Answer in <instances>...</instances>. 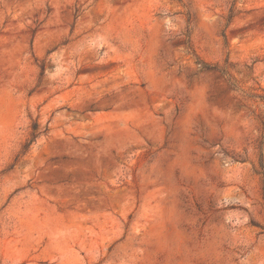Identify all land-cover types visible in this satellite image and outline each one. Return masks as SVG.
Listing matches in <instances>:
<instances>
[{
    "label": "rangeland",
    "instance_id": "obj_1",
    "mask_svg": "<svg viewBox=\"0 0 264 264\" xmlns=\"http://www.w3.org/2000/svg\"><path fill=\"white\" fill-rule=\"evenodd\" d=\"M260 163L264 0H0V264H264Z\"/></svg>",
    "mask_w": 264,
    "mask_h": 264
},
{
    "label": "trees",
    "instance_id": "obj_2",
    "mask_svg": "<svg viewBox=\"0 0 264 264\" xmlns=\"http://www.w3.org/2000/svg\"><path fill=\"white\" fill-rule=\"evenodd\" d=\"M35 128H36V127H34V130H35ZM260 166H261V168H263V167H264L262 163H260Z\"/></svg>",
    "mask_w": 264,
    "mask_h": 264
}]
</instances>
